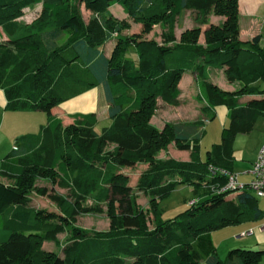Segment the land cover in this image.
Returning a JSON list of instances; mask_svg holds the SVG:
<instances>
[{"label":"trees","instance_id":"1","mask_svg":"<svg viewBox=\"0 0 264 264\" xmlns=\"http://www.w3.org/2000/svg\"><path fill=\"white\" fill-rule=\"evenodd\" d=\"M77 2L94 12L87 22ZM35 3H41L39 13L29 23L20 22L24 8ZM115 3L143 25V32L167 15L182 17L188 8L200 22L212 10L225 19L204 30V44L197 41L198 27L184 30L178 41L171 31L163 33L159 43L119 35L125 22L107 13ZM0 27L6 36L0 42V87L7 109L50 114L56 104L100 85L110 120L97 132L95 112L72 114L66 130L58 118L50 117L39 133L15 139L3 160L15 181H0L2 227L9 230L0 243V264H232L231 252L222 263L211 232L264 215L257 197L247 190H212L227 180L212 168L233 171L234 136L249 131L264 114V90L249 84L264 76V46H259V34L239 39L238 0H0ZM114 33L116 43L106 56L103 46ZM207 66L223 68L228 81L244 84L231 92L222 90L207 81ZM185 71L199 81L206 116L212 117L213 106L228 108L221 141L205 157L200 153L204 120L167 122L161 129L149 122L157 98L177 104V83ZM245 94L260 97L239 105ZM170 141L176 149L188 150L189 160L155 158ZM139 161L149 164L132 187L122 168ZM50 172L59 174V185L69 189V196L54 197L57 212L28 205L31 179ZM177 182L211 190L167 219L156 208L153 226L145 227L133 188L162 197ZM89 197L95 203H116L110 229L98 232L74 225ZM61 231L70 232L63 255L40 247L43 240L55 241ZM242 251L235 264H252L264 249Z\"/></svg>","mask_w":264,"mask_h":264},{"label":"rangeland","instance_id":"2","mask_svg":"<svg viewBox=\"0 0 264 264\" xmlns=\"http://www.w3.org/2000/svg\"><path fill=\"white\" fill-rule=\"evenodd\" d=\"M79 9L81 11L82 17L85 22L89 20V18L94 15V12L90 9L86 8L83 2H77ZM40 11V4L35 3L24 9L23 14L19 17L20 22H28L37 15ZM263 11V10H262ZM107 13H109L112 17L118 19L119 21L125 22L126 26L120 30L118 33L121 36H130L136 35L138 38H145L147 40H155L157 42H163V33H168L171 31L175 36L179 39L180 32L184 29H191V27L196 26L199 30H204L208 28V25H218L217 23L222 20L223 17H218L216 13L212 10L209 12V16H206L204 22H196V12L194 9L188 8L185 11V15L183 16V20L180 22L177 20V17L166 16L160 22H155L152 25V28L149 31L143 32V25L134 21L127 13L125 8H123L119 4H113L108 7ZM225 19V17L223 18ZM211 22V23H209ZM223 22V20H222ZM221 22V23H222ZM178 23V24H177ZM220 24V23H219ZM244 18L241 19V33L242 36L247 35L248 29L245 28ZM253 27H251L252 29ZM117 33H114L113 37L108 40L103 46V52L106 56H109L115 43H116ZM199 37V36H198ZM202 38V36H201ZM3 40L2 31L0 29V41ZM199 42V38H197ZM202 41V39H201ZM202 43L203 42H199ZM195 73L187 72L185 77H182L179 81V87L182 89L183 94L180 96V106L178 108H173L172 111L168 112L163 109L165 106L161 101L156 103V108L154 112L151 114L149 118V122L151 125L155 126L159 129L163 128L165 123L171 122L167 120L173 119H195L196 117L201 116V105L193 94V91L199 92V84L193 83V77L190 75H194ZM190 80L192 84H190ZM250 86L256 87L257 89L264 88V79L263 77H259L249 83ZM91 93L96 95V103H93L90 109L96 110L97 123L94 126V129L97 132H100L103 126H106L109 123V119L107 116V102L103 96L102 90L100 88H93ZM184 97H187V102H183ZM18 121V125L20 126V131H34L37 133V126L39 121L35 120L34 126H29V122H25L20 114L23 113H15ZM34 114H41L42 121L46 114L44 111H37ZM168 115V117H166ZM171 118H170V117ZM261 116V115H260ZM202 117H205L202 115ZM207 117V116H206ZM72 118H70L67 114H62L60 122L64 130L69 128V125L72 123ZM161 122H164L163 124ZM41 123V122H40ZM46 123V119L43 122ZM161 123V124H160ZM220 118H217L212 121L206 122V134L200 140V153L202 157H205L206 152L212 147L213 143L220 142L221 135L220 130L221 127ZM8 126V125H6ZM4 130V129H2ZM5 131V130H4ZM11 130L1 131L0 136H8L11 135ZM26 133V132H25ZM264 135V116L259 117L258 122L253 124V127L247 132L238 133L232 142V153L233 160L235 161L234 172L241 173L243 171L246 172L248 170V166L250 161L255 160L256 154L259 149V144L262 136ZM11 142V141H10ZM13 146V141L9 143V147ZM114 144L111 143L108 145L107 149L113 147ZM8 151V150H7ZM4 155V154H3ZM172 155V156H171ZM155 158H167L174 157L175 159L185 160L187 159V152L183 150L175 149L174 142L170 141L165 147L160 148L154 155ZM253 160V162H254ZM149 162L139 161L136 162L135 165L131 167H123L122 170L127 173L129 176V184L134 187L135 181L138 173L141 169L147 167ZM252 165V164H251ZM251 168V167H250ZM8 176V177H7ZM7 180L10 183H13L14 176L7 175ZM59 174L56 172L49 173L47 175H43L40 177H35L30 181V192H29V202L34 208L37 209H46L52 212H57V207L55 205L54 197L59 196H69V189L62 187L58 183ZM178 184V182L176 183ZM43 190L44 193H41ZM211 188L204 184H194V185H183L178 184L172 191L161 196L158 195H150L149 193L142 192L133 188V195L135 198V204L138 209L143 211V225L147 228H151L153 226V217L154 210L162 211V217L164 219L170 218L183 211L190 204V200H194L196 197H203L210 193ZM258 198V203L264 205V197ZM82 207L79 215L74 219V225L80 228H85L91 231H106L111 228V224L116 221V203H95L92 198H87L80 205ZM219 232V231H218ZM217 231L216 233L219 234ZM216 233H214V238L216 242L218 241L216 238ZM70 236V232L61 231L55 235L56 240L46 239L43 240L40 244V247L50 253H57L60 255L64 254V247L67 242L68 237Z\"/></svg>","mask_w":264,"mask_h":264},{"label":"crops","instance_id":"3","mask_svg":"<svg viewBox=\"0 0 264 264\" xmlns=\"http://www.w3.org/2000/svg\"><path fill=\"white\" fill-rule=\"evenodd\" d=\"M39 4H40V9H41V3H39ZM185 11H184L182 17H177V20L180 22V24L183 20V16L185 15ZM208 16H209V14H208ZM34 17H32V19ZM218 17L224 18V16H219V15H218ZM223 18H222V20H224ZM242 18H244V21H245V25H244L245 28L248 29L250 27L249 31L246 32L247 35H244V36H242V33H241V31H242L241 19ZM18 20H19V18H18ZM222 20L220 22H218L217 24L221 23ZM30 21L24 22V23H29ZM196 22H198V21H196ZM209 23H211V22H209ZM238 24H239L238 36H239L240 40L247 41L251 37H253L254 35L259 34L260 35L259 46L263 47L264 46V0H238ZM194 27H196V26L191 27V29ZM251 27H253V28L251 29ZM0 29H1V27H0ZM186 29H184V30H186ZM184 30H182V32ZM204 30L200 31L199 37H198L199 42H203V44L205 41ZM1 31H2V29H1ZM182 32H180V34ZM174 36H175V34H174ZM201 36H202V38H201ZM2 37H3L2 41H4L6 39V36H5L3 31H2ZM175 38H176V41L179 40L176 36H175ZM142 39H145V38H142ZM201 39H202V41H201ZM129 55L132 56L133 58L136 57V53L133 50H131L129 52ZM254 65H256V64H254ZM187 72H191V71H185L182 74V76L180 77L179 81L181 80L182 77H185ZM206 72L208 74L207 81L211 82L212 84L218 86L220 89L225 90V91L231 92V91L237 90L244 84L242 80H235L232 82L228 81V79L226 78V75L224 73L223 68H214L212 66H207ZM190 76H192L194 79L193 83H195L196 85L199 84V81H198L195 74L190 75ZM263 79H264V76H263ZM179 81L177 83V86L179 85ZM190 84H192L191 80H190ZM94 88H100L102 90V87L100 85L96 86ZM92 89L93 88L86 90L82 93H79L78 95H75L66 101H63L61 103L56 104L55 106H53L51 108L50 114H47L45 112L46 117H44V119L42 121L41 114H34V113H37V111H42V110H11V109H7L6 108V101H7L6 95H5L3 87H0V132L1 131L5 132L8 130H11V132H12L11 135L8 134V136H10V137H6L7 134L5 136L4 135L0 136V181H2L4 183H10V181L7 180L8 179L7 175L12 174V169H11L10 165L6 166V164L3 162V160H4V158L9 156L10 151L14 146L15 139L18 138L20 135H23L26 133H33V134L39 133L41 131L42 127H44L47 124L48 120H50V117L58 118L60 120L62 114H67L70 118H72L71 117L72 114L77 113V112H81V113L95 112V114H96L95 109H90L91 105L93 103H96V95H93L91 93ZM178 89H179V95L177 97L178 102L176 105L167 104L161 98H157V105H158V102L161 101L165 105L163 107V109L168 111V112L172 111L173 108H178L181 104V102H180L181 97L180 96L183 94V91L179 86H178ZM260 90H264V88H260ZM102 93H103V90H102ZM193 94L196 97V99L198 100V98L200 96V91L197 92L194 90ZM103 96H104V94H103ZM252 97H260V95H256V94H254V95H249V94L248 95H246V94L242 95L238 99V104L243 105L246 103V101L249 98H252ZM185 100L187 102V97H184V99H183L184 103H185ZM199 102L203 103L201 105V108H200V111H201L200 117H196L195 119H173V120H167V121L177 123V122H186V121L189 122V121H194V120H198V119L204 120V125H203V129H202L203 130L202 131V137H201V139H202L206 134V122L220 118V124L219 125L222 126L221 130H220V135H222V128L225 125H227L228 121H229L228 108L225 105L213 106L210 109V111H212V113H213L212 117H210V116L206 117V115L202 111V107L205 104H204V102H202L200 100H199ZM15 113H23L20 115H21V117H23L22 119L25 122H29V126L35 127V125H33V124H34L35 120H38L39 126H37V128H38L37 133L36 132L34 133V131H20V126H16V125H18V121H17L18 116H16ZM202 115L205 117H202ZM260 115L257 117V119L255 120V122L253 124L258 122L259 117L264 116V114H260ZM166 117H168V115H166ZM45 119H46V123L44 124L43 122ZM72 120H73V118H72ZM109 123H110V120H109ZM109 123L107 125H109ZM161 123L163 124L164 122H161ZM6 125H8V126H6ZM103 127H105V126H103ZM159 127L160 126H158V128ZM2 129H4L5 131ZM239 133H242V132H239ZM235 136H234V138H235ZM10 141L11 142L13 141V146L11 148L9 147V143H11ZM263 141H264V135L262 136V138L260 140L259 147L263 143ZM216 143H219V142H216ZM216 143H213V144H216ZM183 151L187 152V159H185V160H189V151L188 150H183ZM172 158H174V157H172ZM178 160H180V159H178ZM253 160H254V158H253ZM253 160L250 161L249 166L247 167L248 170H246V172L243 171L240 173L239 178L241 180L247 181L250 179V177H251V173H250L251 168L250 167L252 166L251 164L253 163ZM234 166H235V161L233 160V163H232V170L233 171L235 168ZM234 194L235 193H231L228 195V197H233ZM263 197H259V198H263ZM197 198L198 197H196L194 200H196ZM192 200H190L189 203ZM256 200H257L258 206L264 211V205H261L260 203H258V198H256ZM28 205L32 206L30 203H28ZM4 217H5V214L0 213V243L5 241L9 236V230L4 229L2 227V222H3ZM216 231L217 232L219 231L218 232L219 234H217ZM214 233H216V238L218 240L217 242L214 238ZM210 235H211L212 243H213V245L216 249V252H217L219 258L221 259L222 263L225 261V259H227L229 257L230 252L232 254L231 255L232 262L234 264L238 263L239 256H242L241 253L244 252L242 250L264 249V215L260 219H257V220L245 221V222H241L238 224L228 225L225 227H220V228L214 229ZM232 250H235V251L232 252ZM252 264H264V252L261 253L258 257H256V259L254 260V262H252Z\"/></svg>","mask_w":264,"mask_h":264},{"label":"built area","instance_id":"4","mask_svg":"<svg viewBox=\"0 0 264 264\" xmlns=\"http://www.w3.org/2000/svg\"><path fill=\"white\" fill-rule=\"evenodd\" d=\"M215 170H219L220 173L225 174L227 180L225 184L220 187L212 188L216 193H224V192H236L247 190L251 192L255 197H263L264 196V141L260 145L256 158L252 163L250 173L251 177L247 181H243L239 178L240 173H236L234 171H228L225 169H217L212 168V172ZM195 200L190 202L193 203Z\"/></svg>","mask_w":264,"mask_h":264}]
</instances>
